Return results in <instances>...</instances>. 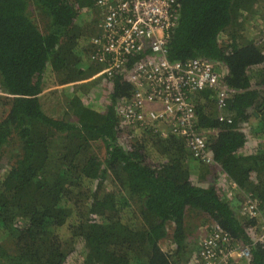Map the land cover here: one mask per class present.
Here are the masks:
<instances>
[{
	"label": "trees",
	"instance_id": "1",
	"mask_svg": "<svg viewBox=\"0 0 264 264\" xmlns=\"http://www.w3.org/2000/svg\"><path fill=\"white\" fill-rule=\"evenodd\" d=\"M177 3L168 59L206 58L233 90L224 108L230 122L219 120L213 90L192 97L215 165L193 158L180 136L122 123L132 86L118 71L108 78L106 65L91 58L86 25L101 13L96 0H0V166L3 148L17 142L0 172V264H66L70 253L80 264H183L192 254L190 212L250 245L255 222L237 208L251 194L264 210V38L246 34L239 20L260 14L264 0ZM91 77L86 89L78 86ZM50 82L63 85L61 118L40 104ZM208 174L216 179L204 181ZM222 174L242 196L225 194L216 183ZM168 224L172 248L163 250ZM250 252L241 264H264L263 243Z\"/></svg>",
	"mask_w": 264,
	"mask_h": 264
},
{
	"label": "built area",
	"instance_id": "2",
	"mask_svg": "<svg viewBox=\"0 0 264 264\" xmlns=\"http://www.w3.org/2000/svg\"><path fill=\"white\" fill-rule=\"evenodd\" d=\"M96 3L102 21L98 34L91 38V58L106 67L109 65L103 70L108 78L118 71L132 86L131 101L123 104L127 113L122 123L138 125L140 122L143 127H154L162 136L168 133L180 136L193 158L205 165H215L207 147V132L195 126L196 106L192 97L204 89L213 90L217 95L219 120L230 122L224 108L233 90L206 58L168 59L169 34L179 16L177 0H96ZM132 55L141 56L129 64ZM158 127L161 129H156ZM216 183L230 196L233 191H240L225 174L218 177ZM240 211L255 222L248 227L250 245L213 223L200 239L198 249L192 252L189 264L249 261L250 246L264 244L262 209L256 199L243 194ZM258 227L259 231L253 234Z\"/></svg>",
	"mask_w": 264,
	"mask_h": 264
},
{
	"label": "rangeland",
	"instance_id": "3",
	"mask_svg": "<svg viewBox=\"0 0 264 264\" xmlns=\"http://www.w3.org/2000/svg\"><path fill=\"white\" fill-rule=\"evenodd\" d=\"M257 10H259L258 13H260L261 15L255 13L256 15L252 17V15L250 14V18L249 19L247 18L246 22L243 21L242 19H240L239 22H242L244 25V28H246L245 29L246 34H249V35L254 36L256 38H261V37L264 38V6L258 7ZM100 12H101V10H100ZM98 15L96 13L93 14L91 21H89L88 25H86V26H88V30H90L92 32V35L98 34V32L100 30L102 15H101V13H99ZM93 20H94V22H92ZM37 21L42 26V23L39 20H37ZM95 21H97V23H95ZM222 40H224V38ZM99 75L98 74L94 75V79L97 80V78L100 77V82L103 84L102 87H104V85L107 87L106 79H105V81H103L104 76L103 75L99 76ZM92 79H93V77H91L87 80H84V81L82 80L83 82H78V86H84V88L86 89L88 87V85L90 84L88 82H90V80H92ZM96 85H98V83ZM62 87H63V85L60 86V85H57L56 83L50 82V83L43 86L41 93L39 95V100L41 102L40 104H41V107L43 108L44 112L47 115H51L54 118H61L65 115V107L63 104V97L61 98V96H60V92H61ZM95 88H97V90H98V87H95ZM0 94H2V93L0 92ZM4 95L7 96L5 93H4ZM7 109H8V107L6 106V111H7ZM0 110H3V108L0 107ZM67 119H69V121L71 120V121L75 122V118L72 115H68ZM161 126H162V129H166L165 126H163V125H161ZM156 129L159 130L161 128L158 127ZM136 132H137V130H136ZM119 140L121 141V143L125 142L124 144H126L127 146L132 142L128 133H125V132H123L121 134ZM10 146L11 147H8L6 145L3 148L4 153H3V157L1 158L0 172L4 171L8 166H10L11 161L9 160V155H10L11 151L14 150L12 147H15V148L17 147V142L14 144H12V142H10ZM96 150H97L99 158L101 160H103L105 158V148L101 142L96 143ZM149 162L152 163V160H149ZM201 179L202 178H200L198 180H201ZM213 179L215 180L216 178H212L210 175H207L206 178L204 179V181L212 182V181H214ZM249 195L251 196V194H249ZM236 196H238V195H236ZM242 201H243V197H242ZM237 215L240 218H244V216L241 214L239 206L237 208ZM262 218L264 221V210H262ZM185 221L187 223H189L188 224L189 227L192 228V233L189 235V241L190 242L188 244V247L191 250V252H195L199 247L200 239L204 236V234H206L205 232L208 230V228L211 227L212 224L215 222L205 214L194 213V212H190V214L187 213L185 215ZM170 227H171V225L168 224V226L166 228V232H167L166 237L167 238L162 239L160 241V246L162 249H167L166 248L167 244H170L169 239L171 238V234H172V228H170ZM255 231L258 232L259 227L254 229L252 233L255 234L256 233ZM190 256L189 257L186 256L185 262L183 264H189ZM76 260H77L76 257L70 253L67 255L66 264H80V263H78L79 261L78 260L76 261Z\"/></svg>",
	"mask_w": 264,
	"mask_h": 264
},
{
	"label": "crops",
	"instance_id": "4",
	"mask_svg": "<svg viewBox=\"0 0 264 264\" xmlns=\"http://www.w3.org/2000/svg\"><path fill=\"white\" fill-rule=\"evenodd\" d=\"M247 123H245V124H243L242 125V128H243V130L245 131V133L248 135V137H247V141H246V145L247 146H249V147H251L252 145H255V142H253V139H249V136H251V134L249 133V131H248V129H247ZM258 143H257V141H256V145H257ZM208 175H210V174H208ZM211 176V175H210ZM212 177V176H211ZM236 195H241L242 196V193L240 192V191H233V197H236ZM172 248V245H171V243H170V249ZM163 250H166V249H163Z\"/></svg>",
	"mask_w": 264,
	"mask_h": 264
}]
</instances>
